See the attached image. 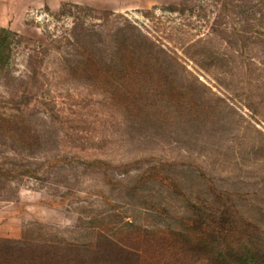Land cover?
Returning <instances> with one entry per match:
<instances>
[{
    "label": "rangeland",
    "instance_id": "obj_1",
    "mask_svg": "<svg viewBox=\"0 0 264 264\" xmlns=\"http://www.w3.org/2000/svg\"><path fill=\"white\" fill-rule=\"evenodd\" d=\"M221 1L0 0L22 37L0 76V245L104 234L209 264L212 222L264 247V0ZM118 46L155 68L120 95L87 65Z\"/></svg>",
    "mask_w": 264,
    "mask_h": 264
},
{
    "label": "trees",
    "instance_id": "obj_2",
    "mask_svg": "<svg viewBox=\"0 0 264 264\" xmlns=\"http://www.w3.org/2000/svg\"><path fill=\"white\" fill-rule=\"evenodd\" d=\"M262 1H259V4H263ZM232 2L233 0L221 1L220 11L222 13L219 17L225 16ZM217 25L220 27L218 31L225 32V29H228L223 27L225 24L222 21ZM132 29L137 31L135 27ZM138 33L140 34L139 31ZM238 33L241 40L248 39L244 29L239 30ZM21 38L18 33L10 28H0V76L9 68L16 45ZM115 48L107 60L92 56L87 65L97 83L108 85L115 94L120 95L127 91L126 81L132 80L138 85L144 76H149L151 73L149 69L154 68V65L151 63L153 56L151 54L141 56L138 46H134L132 51L126 50L125 47L121 48V46ZM135 86H129L128 90V94L133 95L134 98L137 95ZM212 202L216 203L217 201L213 198ZM218 213H221L220 210L213 215H218ZM225 214L226 212L223 211L218 218ZM228 220V226H232L233 221L230 218ZM212 224L214 223L204 224L207 234L209 236L215 235L217 240L221 237L222 240L220 244L217 243L215 251H210L213 257L209 264H258L256 256L264 259V247H253L251 244L240 248L238 244L226 243L227 237L231 234L229 232L225 234L221 228H219L220 232H216L217 230L213 228L214 225ZM100 239L106 241L105 247L98 244L80 245L74 241L66 242L63 240L55 242L34 238H24L22 241L8 240L0 245V264H145V256H141L138 251L135 252L134 249L132 251L125 244H121L118 240L104 234L99 235ZM153 259L151 258V261ZM154 261L152 264H160L159 261L155 259ZM178 264L184 263L179 260Z\"/></svg>",
    "mask_w": 264,
    "mask_h": 264
}]
</instances>
